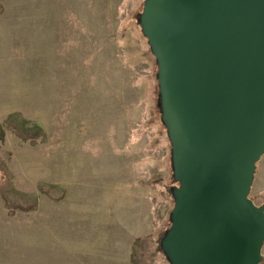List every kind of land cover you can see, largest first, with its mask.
I'll return each mask as SVG.
<instances>
[{
  "label": "rangeland",
  "instance_id": "obj_1",
  "mask_svg": "<svg viewBox=\"0 0 264 264\" xmlns=\"http://www.w3.org/2000/svg\"><path fill=\"white\" fill-rule=\"evenodd\" d=\"M146 3L0 0V168L31 206L0 194V264H172L183 183ZM248 198L264 212V155Z\"/></svg>",
  "mask_w": 264,
  "mask_h": 264
},
{
  "label": "water",
  "instance_id": "obj_2",
  "mask_svg": "<svg viewBox=\"0 0 264 264\" xmlns=\"http://www.w3.org/2000/svg\"><path fill=\"white\" fill-rule=\"evenodd\" d=\"M162 119L173 142L172 264H259L248 198L264 155V0H147Z\"/></svg>",
  "mask_w": 264,
  "mask_h": 264
},
{
  "label": "trees",
  "instance_id": "obj_3",
  "mask_svg": "<svg viewBox=\"0 0 264 264\" xmlns=\"http://www.w3.org/2000/svg\"><path fill=\"white\" fill-rule=\"evenodd\" d=\"M1 171V175H0V194L2 196V198L5 201L6 207L8 209V213L10 215L16 213V210H22V211H27L29 209H31V206L29 203H22L20 201L18 202H13L10 197H9V193H8V187H7V183L10 180L9 177V171H7L4 168H0Z\"/></svg>",
  "mask_w": 264,
  "mask_h": 264
}]
</instances>
